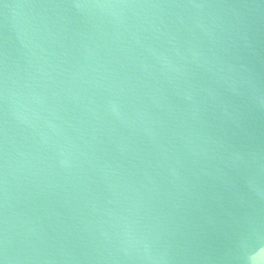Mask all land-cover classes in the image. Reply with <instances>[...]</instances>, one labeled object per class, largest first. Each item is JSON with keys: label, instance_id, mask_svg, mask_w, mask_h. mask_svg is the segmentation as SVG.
Here are the masks:
<instances>
[{"label": "water", "instance_id": "95a60500", "mask_svg": "<svg viewBox=\"0 0 264 264\" xmlns=\"http://www.w3.org/2000/svg\"><path fill=\"white\" fill-rule=\"evenodd\" d=\"M0 264H264V0H0Z\"/></svg>", "mask_w": 264, "mask_h": 264}]
</instances>
